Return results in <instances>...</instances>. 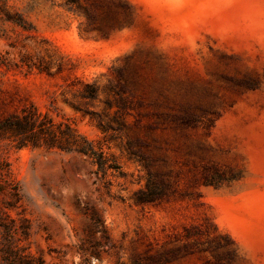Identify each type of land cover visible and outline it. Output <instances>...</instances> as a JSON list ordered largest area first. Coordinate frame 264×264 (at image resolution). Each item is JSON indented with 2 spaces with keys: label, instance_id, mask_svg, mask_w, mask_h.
<instances>
[{
  "label": "rangeland",
  "instance_id": "374dc122",
  "mask_svg": "<svg viewBox=\"0 0 264 264\" xmlns=\"http://www.w3.org/2000/svg\"><path fill=\"white\" fill-rule=\"evenodd\" d=\"M29 104L120 167L0 138L44 264H264V0H0V119Z\"/></svg>",
  "mask_w": 264,
  "mask_h": 264
},
{
  "label": "trees",
  "instance_id": "16d2710c",
  "mask_svg": "<svg viewBox=\"0 0 264 264\" xmlns=\"http://www.w3.org/2000/svg\"><path fill=\"white\" fill-rule=\"evenodd\" d=\"M82 97L93 99L95 89L93 84L86 83ZM0 138L9 141L15 148L32 147L58 149L67 152H76L91 159L97 166V173L106 176L108 171L119 172V165L114 156L106 155L95 147L84 135L79 133L68 121H54L47 113L39 111L33 104L24 105L19 113L11 114L0 119ZM116 176L115 174H113ZM13 182L8 171L2 173L0 184L8 186ZM154 181L148 183V188L138 195L140 201L155 200ZM16 188V189H15ZM12 192V203L5 202V208H15L19 201V191L15 187ZM0 190H3L1 187ZM9 218V222H4ZM0 264H44L40 255H36L22 244L30 233V223L25 217L16 221L7 211L0 215Z\"/></svg>",
  "mask_w": 264,
  "mask_h": 264
}]
</instances>
